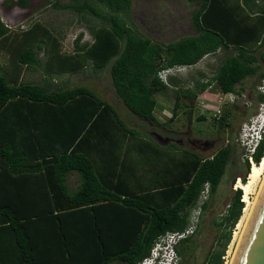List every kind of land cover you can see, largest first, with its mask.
I'll return each instance as SVG.
<instances>
[{
    "label": "trees",
    "instance_id": "16d2710c",
    "mask_svg": "<svg viewBox=\"0 0 264 264\" xmlns=\"http://www.w3.org/2000/svg\"><path fill=\"white\" fill-rule=\"evenodd\" d=\"M196 1L203 2L191 16L196 34L168 44L152 41L133 28L131 0H83L59 8L86 12L101 22L90 31L91 43L78 45L79 35L74 44L79 67L91 62L101 72L111 63L109 73L117 97L133 115L163 128L154 117L155 94L169 88L158 77L163 70L193 66L217 51L235 49L210 79L201 74L193 87L174 90L177 104L170 122L184 100V113L191 121L194 102L211 85L219 94L240 96L246 80L264 79V4L253 10L249 3L255 0H236L241 4L242 27L231 30L230 13L217 6V0H188ZM10 5L26 9L29 0ZM34 29L42 28L35 24L28 31L12 33L0 17V40L14 35L29 41L20 53V64L37 62L36 51L43 45L32 43L34 37H51L47 31L34 34ZM79 67L69 71L75 73ZM169 80L179 83L173 77ZM256 94L257 105L264 102V95L258 90ZM230 116L229 108L222 110L216 122L219 130L229 126ZM205 120V116L196 117L197 122ZM131 135L143 137L128 129L114 108L89 89L47 93L36 85L11 84L0 68V264H139L159 237L186 228L208 184V199L201 205L204 216L230 163L231 145L205 158L185 149L181 168L177 170L176 161L172 175L179 176L176 184L160 186L159 170L176 159L171 153L183 149L174 144L161 147L151 139ZM84 149L139 150L144 156L143 169L128 168L122 173L134 175L135 188L101 181ZM263 156L264 135L253 163L258 165ZM244 166L243 175L234 176L231 183L237 179L246 183L251 167L247 161ZM71 173H77L80 180L74 191L66 186ZM242 199V190L236 188L224 214L214 219L222 228L218 250L209 251L203 264H223L245 207ZM194 237L175 247L179 264H189Z\"/></svg>",
    "mask_w": 264,
    "mask_h": 264
},
{
    "label": "rangeland",
    "instance_id": "374dc122",
    "mask_svg": "<svg viewBox=\"0 0 264 264\" xmlns=\"http://www.w3.org/2000/svg\"><path fill=\"white\" fill-rule=\"evenodd\" d=\"M16 1L17 0H0V16L3 22L11 29L12 33L19 34L26 29L32 28L35 24H39L42 29H34V34L42 35L47 31L51 35L48 39L66 38L69 40H75L79 35H82V44L92 41L91 29L99 26L101 23L96 18L87 15L86 12L80 14L71 9L63 10L59 8L63 5H76L82 3L83 0H78L76 3L75 0H29V5L26 9L10 5V2ZM196 8L197 5L187 2L186 0H131L130 16L133 25L136 26L140 33L153 39L169 42L195 34V29L193 27L189 28V25L191 22V14ZM172 25H174V27H172ZM167 26H171V28L168 27V29ZM158 27L162 29L159 36L152 32L153 28L156 31ZM168 32L171 33L166 35L165 33ZM48 48L54 50L53 46H49ZM65 50H73V47L71 45H66ZM233 53V51H217L215 54L207 56V58L203 60L202 70H200L204 79H210L221 64V61L225 59L226 56L233 55ZM110 64L111 63H109L103 71L98 72L97 79L94 82L91 81L89 82L90 84H88L89 87L97 91L98 94L104 93V97L109 99L112 96V84L109 73ZM183 69L184 70L181 72L169 76L179 81L177 85L171 86H175L176 88H191L197 80L201 79V77L194 72L195 70L190 72L188 67ZM79 78L83 81L85 79L83 76H79ZM260 84L261 82L255 77L249 79L245 91H243L240 96H237L238 98L232 104L229 103V100L223 104L220 103V101H218L219 97H223V95L217 94L214 86L211 85L206 94H201L194 102L191 121L188 120V114L181 113L183 112L181 109L182 111H176L177 114L180 115L178 119H174L170 122L169 119L174 112V99L170 100L167 98L162 104L165 107L162 115L157 116L154 114L158 123L165 126L163 128L154 126L151 122L145 120L143 122L144 124L139 123L138 121H141V119L133 115L125 105L123 106V104L120 103L114 105L111 103L120 120L128 129L136 128L135 130L140 131L149 138H154L162 147L174 144L180 149H183L176 154L170 152L171 155H174V157L176 156V159L169 162L168 168L162 167L159 170L163 177L160 181V186L176 184L179 176H175L174 178L172 175L174 173L176 161L178 163L177 170L181 168L179 164L185 157L186 152H183L185 149L195 152L199 156L205 158L214 154L219 148L224 147L226 141H228V145H231L233 148L230 163L227 166L215 197L211 200L210 209L204 216H202L201 213L199 215V225L195 232L194 249L189 264H203L209 251L218 250L217 236L220 234L222 228L214 224V219L218 218L219 220L224 214L225 209L232 199L233 191L237 188L236 184L239 179L231 183L232 178L234 176H242L245 172V166L242 160L243 151L236 143V139L243 122L256 113V91L257 86ZM172 92L173 93H167V95L174 96L175 92ZM161 94H163V92ZM161 94H157L154 97L157 103L159 102ZM112 102H114V99H112ZM231 105H235V107L231 108ZM218 107H221L222 110L229 108L231 112L229 126L222 130H219L212 116V112ZM198 116H205L206 120L197 122L196 117ZM130 138L141 139L143 137L131 135ZM167 174L169 175L165 177ZM263 174L264 169L261 177L252 188L251 194L248 197L251 202L256 199V195H258L260 191ZM160 206L166 205L163 204ZM195 214L196 213L193 212L192 215L196 216ZM235 230L236 226L232 232L231 241L227 246L225 255L222 258L223 264L229 263L236 248L235 243L237 240H234L233 235Z\"/></svg>",
    "mask_w": 264,
    "mask_h": 264
},
{
    "label": "crops",
    "instance_id": "0c3cea01",
    "mask_svg": "<svg viewBox=\"0 0 264 264\" xmlns=\"http://www.w3.org/2000/svg\"><path fill=\"white\" fill-rule=\"evenodd\" d=\"M186 1L188 2V0ZM191 3L197 5V8L194 10V11H197L203 2L196 1V2H191ZM249 4L252 6L253 10H256V7L262 6L264 4V0H255L253 3L250 2ZM217 6H219L224 12L230 13L231 20L233 21V25L231 27L229 26L228 29L234 30V29H240L242 27L241 25V21H242L241 14L242 13H241V10L239 9V6H241L240 3L238 4L236 0H217ZM189 26H190L189 28L193 27L192 20ZM168 27L171 28V26H167V28ZM172 27H174V25H172ZM133 28H135L138 31L136 26H134ZM160 28L161 27H158L156 31L153 28L152 32L159 36L162 30ZM29 29H26L25 31H28ZM25 31H22V32H25ZM170 33L171 32H168L165 34L169 35ZM140 34L143 35L142 33ZM193 35H189V36H193ZM16 37L18 36L11 35L5 39L0 40V68H1L2 73L9 79L11 84L28 83V84L41 87L47 93L69 90V89L78 88V87H84V88L89 89L93 93H95L97 96H99L102 100H104L111 106H113L112 104L114 105H117L119 103L123 104L122 102H120L121 100L115 94L113 87H111L112 92L110 90L112 94L110 99L105 98L104 93L98 94L97 91L89 87L88 85L90 84L89 82L91 81L94 82L97 79L98 72H96L91 62L87 63L83 68L79 67L80 64L75 58L76 56H75V47H74V44L78 39L69 40L66 38H61V39L60 38H51V39L35 38L33 39L32 43H35L37 45L39 44L43 45L41 50L39 51H36V49H33L36 51L35 58L37 62L35 64L34 63L20 64L19 63L20 53L22 50H25L26 44L29 43V41L28 39L23 38V37L22 38L21 37L16 38ZM145 37H148V36H145ZM150 39L152 41L160 42L164 44L173 42V41L164 42V41L153 39V38H150ZM83 44L85 43L81 44V39H79L78 45H83ZM45 45H51L55 48L54 50H50L49 48H46ZM66 45H71L73 47V50L66 51L65 50ZM227 51H233L234 52L233 55L235 54V49L233 47H230ZM206 58L207 57H204L196 65L189 66L188 70L190 72L195 70L194 72H196V74L200 76L202 74L200 70H202L203 60H205ZM76 67H79L77 72L73 73L69 71V69H73ZM79 76H83L85 78L84 81L80 79ZM248 80H246L243 86L244 88L246 87ZM176 81L178 80H175L174 82ZM168 82L170 85L167 91H164L163 94H161L162 92L155 94V95L161 94L159 102L158 103L156 102L157 106L154 112V114L157 116L162 115L163 111L165 110V107L162 104L167 100V98H169L170 100L174 99L173 108L177 104L176 96L175 95L170 96V95H167V93L168 94L173 93L172 91L177 90L178 88H176L175 86H171L174 84L173 82H170L169 78H168ZM206 92L207 91H205L204 93L206 94ZM221 95H223V97L225 96L224 94H221ZM112 99H114V102H112ZM223 100L224 99H222V97H219L218 101L222 102ZM186 103H187L186 100H184V102L183 101L179 102L178 103L179 107L177 108L176 111L183 110V112H181L183 114L184 111L186 110L185 108ZM173 115H174V112L172 113L171 117ZM179 116L180 115L177 114L176 112L175 119H178ZM45 119H49V118L45 117ZM138 122L144 124L143 123L144 120L142 119L141 121L139 120ZM152 125L157 126L156 124H152ZM141 135L146 140L151 139L150 141L152 142V144L156 143L157 145H159L154 140V138H149L148 136L142 133ZM84 152H86L88 156L91 158V160L93 161V164L95 165L94 167H96L97 170H99L101 181L108 183V184L110 183L114 186H118L123 182L124 184L123 187L130 185L132 186V188H135L134 183L136 182V178L134 177V175H130V174L127 175V173L125 174H122V173L128 170V168H136V170L143 169L144 161H142V159H144V156L141 154L139 150H129V151L123 150V151L111 152V151H105V150L88 151L87 149H84ZM114 158H117V160L115 161L112 160ZM125 158H127L126 162H125ZM115 165H117L116 169H114ZM79 182L80 180H79L78 174L71 173L70 175H68L66 179V186L70 191H74L79 186ZM60 202L64 203V201H60Z\"/></svg>",
    "mask_w": 264,
    "mask_h": 264
},
{
    "label": "built area",
    "instance_id": "2783aa9c",
    "mask_svg": "<svg viewBox=\"0 0 264 264\" xmlns=\"http://www.w3.org/2000/svg\"><path fill=\"white\" fill-rule=\"evenodd\" d=\"M187 68L186 66H176L168 68L158 73V77L161 81L168 85V77L175 75L178 72ZM259 93L264 95V79L257 87ZM235 94H225L220 103H225L229 100V103H234L237 99ZM222 114V108H215L212 112L213 120L218 121ZM264 135V102L257 105L256 113L247 119L240 127L239 134L236 139V143L242 149V160L247 161L250 166L253 165L252 156L255 153L259 143L262 141ZM228 141H226V144ZM209 194V186L205 184L204 190L198 199L196 206L193 208L189 223L186 228L178 232H169L158 238L150 250V254L139 264H179L180 258L175 251V247L184 239L192 236L198 229L199 215L201 213V205L207 201ZM195 212L196 216H193ZM157 262L155 263V260Z\"/></svg>",
    "mask_w": 264,
    "mask_h": 264
},
{
    "label": "water",
    "instance_id": "95a60500",
    "mask_svg": "<svg viewBox=\"0 0 264 264\" xmlns=\"http://www.w3.org/2000/svg\"><path fill=\"white\" fill-rule=\"evenodd\" d=\"M231 264H264V184Z\"/></svg>",
    "mask_w": 264,
    "mask_h": 264
},
{
    "label": "bare ground",
    "instance_id": "6f19581e",
    "mask_svg": "<svg viewBox=\"0 0 264 264\" xmlns=\"http://www.w3.org/2000/svg\"><path fill=\"white\" fill-rule=\"evenodd\" d=\"M263 169H264V156L258 165H255L254 163H253V165H251V169H250L249 175L247 177L246 183L243 184L238 180V183L236 184L237 189L239 188L243 192V199L242 200L245 203V207L243 209L241 219L239 220L238 224L236 225L235 233L233 234L234 240L235 239L237 240L235 243L236 248H235L233 255H232L228 264H231V262L233 260L235 252L237 250V247H238V245L242 239V235L244 233L245 227H246V225L250 219V215H251L252 210L254 208V205L256 203V199H257L258 195H256V199L253 202H251L248 197L251 194L252 188L254 187V185L257 183V181L261 177V175L263 173ZM261 184L262 185L264 184V174H263V178L261 180ZM262 185H261V187H262Z\"/></svg>",
    "mask_w": 264,
    "mask_h": 264
},
{
    "label": "clouds",
    "instance_id": "9594fccd",
    "mask_svg": "<svg viewBox=\"0 0 264 264\" xmlns=\"http://www.w3.org/2000/svg\"><path fill=\"white\" fill-rule=\"evenodd\" d=\"M157 262V259L155 260V263Z\"/></svg>",
    "mask_w": 264,
    "mask_h": 264
}]
</instances>
